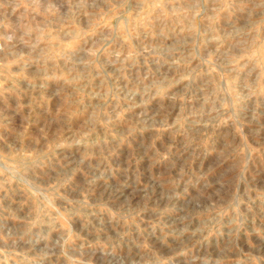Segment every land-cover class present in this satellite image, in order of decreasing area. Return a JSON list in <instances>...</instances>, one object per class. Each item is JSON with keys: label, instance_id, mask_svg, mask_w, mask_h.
<instances>
[{"label": "rangeland", "instance_id": "obj_1", "mask_svg": "<svg viewBox=\"0 0 264 264\" xmlns=\"http://www.w3.org/2000/svg\"><path fill=\"white\" fill-rule=\"evenodd\" d=\"M0 264H264V0H0Z\"/></svg>", "mask_w": 264, "mask_h": 264}]
</instances>
